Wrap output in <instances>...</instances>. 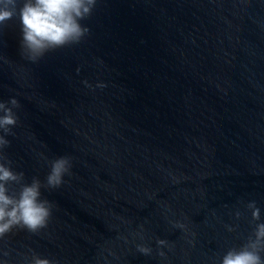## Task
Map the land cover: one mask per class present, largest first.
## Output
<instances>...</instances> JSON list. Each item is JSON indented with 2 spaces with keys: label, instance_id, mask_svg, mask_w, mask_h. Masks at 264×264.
Listing matches in <instances>:
<instances>
[{
  "label": "water",
  "instance_id": "95a60500",
  "mask_svg": "<svg viewBox=\"0 0 264 264\" xmlns=\"http://www.w3.org/2000/svg\"><path fill=\"white\" fill-rule=\"evenodd\" d=\"M24 2L0 25V103L17 118L0 130V162L20 176L9 195L38 180L51 215L37 233L6 234L0 260L222 264L254 242L264 0H97L87 35L36 62L22 47ZM60 158L69 170L53 189Z\"/></svg>",
  "mask_w": 264,
  "mask_h": 264
},
{
  "label": "clouds",
  "instance_id": "9594fccd",
  "mask_svg": "<svg viewBox=\"0 0 264 264\" xmlns=\"http://www.w3.org/2000/svg\"><path fill=\"white\" fill-rule=\"evenodd\" d=\"M97 0H25L19 8V22L22 34V47L29 53L32 62L50 50L63 48L69 44L79 43L89 32L80 23L92 14ZM17 0H0V25L12 20L17 15ZM10 103L18 106V101ZM0 130L8 133L17 124L12 109L0 103ZM9 142L0 135V153ZM69 170V162L60 158L52 163L47 177L50 188H59L64 183V175ZM22 175V174H21ZM20 179L10 167L0 162V240L13 228L21 227L37 233L47 227L51 215V203L41 199V185L34 180L24 185L18 198L9 195L7 184ZM254 219H259V209H254ZM161 244L164 241L160 242ZM264 244V224L257 227L255 241L240 251L228 252L222 264H264L259 254V246ZM148 254L149 250L141 248ZM163 255V254H161ZM0 264H5L0 260ZM34 264H51L47 259L36 258Z\"/></svg>",
  "mask_w": 264,
  "mask_h": 264
}]
</instances>
